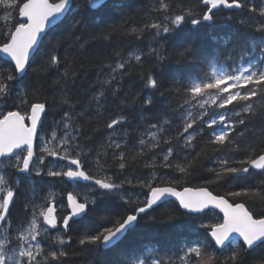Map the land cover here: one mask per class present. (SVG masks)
Instances as JSON below:
<instances>
[{"label":"snow or ice","instance_id":"snow-or-ice-1","mask_svg":"<svg viewBox=\"0 0 264 264\" xmlns=\"http://www.w3.org/2000/svg\"><path fill=\"white\" fill-rule=\"evenodd\" d=\"M108 3L109 0H85L84 5L78 6V10L74 12L72 0H0V9L4 10V15L0 16V20L4 21L3 26L0 27V60L8 65L6 68L0 67V103L8 106L9 98L15 95L13 100L15 110L0 111V235H2L0 264H48L49 259L56 261L66 257L68 253L63 249L71 241V237H66L69 221L85 214L89 205H95L98 198L111 199L113 196H117L129 207L125 213L114 218H101L92 229L81 236L79 245L82 246V251L87 249L91 253L93 249L89 246H94L96 250L114 248L124 235L139 223L142 214L153 223H157L156 217L148 216L149 212L155 211V208L165 203L168 198L174 197L178 201L179 209L184 210L185 216L203 213L210 207L219 209L223 213L222 222L201 225L210 228L208 235L211 241L206 243L197 241L194 245L188 246L186 251H183V255L179 256L180 264H264V181L259 186L239 187L226 191L224 195H214L206 186L183 187L182 190H177L180 179L166 175L159 176L156 171L157 168L174 169L182 178L191 176L190 170L196 165L204 149L197 151L190 159L189 157L191 152L196 150L198 136L204 133V127L201 125L205 124L203 118L208 115V107L215 105L216 108L226 111L206 122L207 128H213L215 125L220 127L212 131L210 138L205 142V147L211 148L212 151L227 149L230 155L219 159L218 167L209 169L214 175L212 179L205 180L204 184L227 182L228 178L238 179L241 175H255L252 170L264 173V148L257 151L256 144L247 140L245 132H236L238 125H246L245 119L240 118L243 113L255 114L253 98L259 96L260 101L264 102V39L258 46L260 58L253 55L246 65L241 63L239 66H233L231 71L213 65L211 74L204 72L202 76L189 75L186 80H174L176 92L183 99V103L178 106L182 127L175 137L167 136L162 139V134L165 133L170 121L148 123L140 134L136 150L131 154L123 150L127 145V141L123 138L128 137L129 132L123 131L120 134L122 139H117V126L129 123L127 116L124 115V108L135 105L140 97L139 94L131 97L130 100L126 97L127 102L122 101L120 112L105 122V128L111 131L107 140L95 149L98 165V172L95 174L86 171L82 164L81 158L88 153H85L84 145L80 143L83 133L79 120L85 117L89 120L99 119L108 111L105 105L109 94L115 97L120 91L119 88H113V83L118 74H126L128 61L121 58L114 65L112 63L104 65L108 69L107 78L97 81L100 88L92 94L89 101L90 105H95V108L91 115L86 116L88 110L78 113L75 111L77 102L71 98L68 82L72 81L74 84L76 70L73 61L66 56L64 71L60 74L63 83L60 79L54 81L60 85V91L54 95L53 100L57 108L62 111V115L58 121H54L51 135L40 137L38 125H42L43 117L48 114L47 98L40 99L42 91L40 81L46 78L49 69L53 67L59 69L61 65L59 52L63 49L64 35L53 34L49 37L47 50L40 54L39 61L35 62L33 67L34 55L39 52L49 32L58 24L64 23L62 17L68 19L65 30L67 36L72 37L74 45H78L79 48H84L89 42L84 40L85 33L92 40L109 39L116 28L111 25L100 28L98 24L90 23L88 18L90 10L99 11L101 8H107ZM202 3L207 7V11L201 14L191 7L174 11L171 0H156L151 11L157 13L158 17L162 16L163 19L154 20L139 28L126 29L124 34L136 35L140 38L143 33L152 30V40L156 47H152L150 53L158 62L165 61L166 57L161 53L165 45L173 39L171 35L173 32L179 36L182 33L206 31L214 21L213 9L220 6L240 9L247 5V0H202ZM120 8L121 5L113 0L110 11L115 12ZM249 10L257 11L254 6H249ZM69 13H72L70 17H68ZM259 15L264 17V8L259 9ZM120 18L124 20L123 15ZM100 23L104 21L101 20ZM256 30L264 33V22L259 23ZM78 32L81 33L80 36H77ZM82 40L84 42H81ZM223 43L224 52L219 54L224 55L226 60H232L235 65L234 46L229 40ZM179 47L182 51L178 53V57L182 64L191 61L193 65L203 69L204 62L211 55L210 52L201 49L195 35L182 41ZM256 50L257 47L254 46L252 51ZM115 55L120 57L121 54L117 51ZM134 59L142 65L141 55H135ZM29 68L32 69L35 80L29 76ZM142 79L145 80V88L158 92L160 97L168 91L163 89V84L154 71H149L146 75L142 74ZM29 90L34 98L32 102L29 100ZM234 102L246 103L239 111L229 114L227 106L233 105ZM145 105L148 107H144ZM156 106L151 94L140 100V120H145L144 112H149ZM260 106L264 107V103ZM197 108L200 111H195ZM139 127L141 125L138 124L137 128ZM58 131H62L63 134L58 136ZM257 135L260 142L264 143V128L258 133H253L254 138ZM240 138L244 139L243 143L240 142ZM34 139L42 141L40 151L43 155L38 157V164L34 163ZM173 139L177 141L176 146L185 152L183 162L170 159L174 156V148L168 147L167 151L163 152L162 159L161 154L157 153L151 160L145 161L144 167L152 171L147 176L137 178L135 182L132 179H125L116 183L113 176L104 172L105 163L102 162V158L108 156L109 150L112 151L113 160L119 161L118 168L124 170L130 159L143 158L148 152L158 149L161 143L170 145ZM237 152H243L245 155L243 159L234 161L232 155ZM46 157H52L53 161L45 171L42 166L45 165ZM58 161L67 163L56 167ZM6 169H14L17 173H34L37 177L66 178L73 185H77L80 181H91L93 186H86L83 202L78 199L82 193L75 187L68 191L67 203L71 211L60 219L56 214L55 194L52 192L44 198V203L37 204L33 200L26 204V208L31 207V219L27 226L17 230L14 239L18 242V252L9 255L8 245L11 241L8 233L11 231V222L8 216L20 181L17 179L13 185ZM125 184L146 189V193L137 194L134 199L131 193L123 192ZM226 197L232 198V202ZM238 198H244L245 201L252 200L254 203L258 200L262 207L257 211L254 207L246 206V202H236ZM177 211L171 209L162 214L163 219L158 223L173 224L178 219ZM41 218L43 224L47 226L43 229L38 226ZM6 224L8 227L5 226ZM59 224H62L64 233L57 232L55 236L50 237V240L59 245L60 250L46 253L38 237L56 229ZM211 242H214L216 249L221 253L229 249L228 254L221 258L216 255L215 250L206 253L205 249L212 246ZM256 249H261V253L253 256ZM149 255L150 253L142 252L140 256H133L131 264H149ZM150 264H165V261L152 258Z\"/></svg>","mask_w":264,"mask_h":264},{"label":"trees","instance_id":"trees-1","mask_svg":"<svg viewBox=\"0 0 264 264\" xmlns=\"http://www.w3.org/2000/svg\"><path fill=\"white\" fill-rule=\"evenodd\" d=\"M84 2L85 0H73V11H77L78 6H83ZM115 2L121 5V8L115 12L110 11L113 7V0H109L107 8H101L99 11L90 10L88 13L90 23L98 24L100 28L109 25L116 28V31L111 34L109 39L104 40L100 38L92 40L85 33L84 40H88L89 42L85 44L84 48H79L78 45H74L73 38L67 36L65 30L68 19L64 18V23L58 24L44 38L39 52L33 58L34 67L35 62H38L40 59V54L47 50L49 37L53 34L57 36L64 35L65 40L62 41L63 49L59 52L61 57L59 69L55 67L49 69L46 78L40 81V86L42 87L40 99L44 100L47 98L48 100V114L43 117L39 131L40 137H44L46 134L50 136L54 127V121H58L62 115V111L57 108L53 100L54 95L60 91V85L54 83V81L60 79L61 83H63L60 74L64 71V59L66 56L69 60L73 61V67L76 70L75 77L73 78L74 84L72 81L68 82V87L72 94L71 98L77 102L75 111L78 113L88 110L86 116L91 115V112L95 108V105H90L89 101L92 94L100 88V84L97 81L107 78L108 69L104 65L107 63L114 65L121 58L128 61L126 74H118L116 81L113 83V88H119L120 91L115 97L109 94L107 104L105 105L108 111L99 119L93 118L89 120L85 117L79 120V123L82 125L81 132L83 133L80 143L84 145L85 153H88L81 158L82 164L84 169L92 174L98 172L95 149L107 140L108 133L111 131L105 128V122L120 112L123 106L122 101L127 102L125 100L126 97L128 100L137 94L140 97L135 105L124 108V115L127 116L129 123L117 126V139H122L120 134L123 131L127 130L129 132V136L123 138L127 141V145L123 150L131 154V152L136 150L140 134L148 123H163L164 120L170 121L165 133L162 134V139L167 136L175 137L177 131L182 127L178 106L183 103V99L176 92L173 84L174 80L183 81L189 75L202 76L204 72L211 74L213 65L225 71H231L233 66L241 63L246 64L253 55L260 58L258 46L261 40L264 39V33L256 30L258 24L264 22V17L259 15V9L264 8V0H247V5L240 9L222 7L214 10V21L211 22L212 26L206 31L182 33L179 36L173 32L171 34L173 39L165 45L164 51L161 53L166 57V60L158 62L150 53V49L156 47L152 40V30L143 33L140 38H137L136 35L124 34L126 29L139 28L146 23L163 19L162 16L158 17L157 13L151 11L156 0H115ZM171 3L174 11L187 7L194 8L196 12L201 14L207 11V7L202 3V0H171ZM249 6H254L257 11H250ZM3 15L4 10L0 9V16ZM71 15L72 13H69L68 17ZM121 15H123L124 20H121ZM17 19H19L18 15ZM101 20L104 23H100ZM3 24L4 21L0 20V27ZM186 27H190V25H186ZM80 35L81 33L78 32L77 36ZM193 35L196 36L201 49L211 53L204 62L203 69L200 66L193 65L191 61L184 64L179 62L178 53L182 51L179 45L182 41L190 39ZM225 40L231 41L234 46L235 65H233L232 60H226L224 55L219 54L224 52L223 42ZM81 42L84 41L82 40ZM254 46L257 47L255 52L252 51ZM117 51L121 54L120 57L115 55ZM135 55H141L142 65L135 61ZM7 66V63L0 60V67L6 68ZM177 69H180V71H177ZM28 71L29 76L35 80L32 69L29 68ZM149 71H154L162 82L163 89L168 90L163 97H160L158 92L145 88V80L142 79V74L146 75ZM29 92V100L32 102L34 98L31 95V90ZM149 94L154 97L157 106L149 112H144L145 120L141 121L139 118L141 114L140 100L147 98ZM13 100H15V95L9 98L7 102L8 106L0 103V111L15 110ZM253 102L255 114L243 113L240 118L245 119L246 125H238L236 132H245L247 140L256 144L257 151H259L261 148H264V143L260 142L258 135L254 138L253 133H258L261 128H264V107L260 106L264 102L260 101L259 96L254 97ZM244 103L246 102H234L233 105L227 106V111H229V114L239 111ZM144 107L148 106L145 105ZM174 109L177 111L174 112ZM195 111L198 112L200 109L197 108ZM225 111L226 109L216 108L215 105L208 107V115L203 118L205 124L201 125L204 127V133L198 136L196 150L191 152L189 159L195 156L197 151L201 149H204V151L201 153L196 165L190 170L192 173L190 177L186 179L182 178L174 169L164 168H157V174L159 176L166 175L180 179L181 182L177 185V190H182L183 187L195 188L206 186L214 195H224L226 191L238 189L239 187L261 185V182L264 181V173H257L254 170L252 172L256 173L255 175H241L238 179L228 178L227 182L219 181L215 184H204L205 180L212 179L214 175L209 169L218 167L217 161L224 158L225 155H230L227 149L224 151H212L211 148L205 147V142L210 138L212 131L214 129L218 130L220 127V125H215L213 128H207L206 122ZM233 119H236V117H233ZM138 124L141 127L137 128ZM62 134V131H58V136ZM240 142L243 143L244 139L240 138ZM41 143L40 139H37L34 143V163L36 164L39 162L38 157L43 155L40 151ZM176 145L177 141L175 139H173L170 145L161 143L158 149L148 152L143 158L130 159L124 170L118 168L119 161L113 160L112 151L109 150L108 156L102 158V162L105 163L104 172L107 175L113 176L116 183H120L121 180L125 179H132L135 182L137 178L147 176L152 171V169L144 167L145 161L151 160L157 153L161 154L160 158L162 159V154L167 151L168 147L174 148V156L170 159L183 162L185 152ZM244 155L245 153L243 152H237L232 155V159L239 161L244 158ZM52 161V157L45 158V165L42 166L45 168V171ZM66 163V161H58L56 167H60V165ZM157 164H159V160H157ZM5 171L10 176V182L13 185H15L17 179L20 181L8 216V220L11 222V231L8 233L9 238H15L17 230L27 226V223L31 219L32 210L31 207L26 208L25 205L31 201L34 200L37 204L44 203V198L48 193H54L55 203L58 207L57 217L60 219L67 215L64 201L68 191L73 190L75 187L82 193L78 198L83 199V192L86 186H82L81 184L73 185L65 178L37 177L34 173H17L14 169H6ZM97 178L100 177L97 176ZM123 192L131 193L135 199L137 194L146 193V189L125 184ZM141 198H143V195H141ZM226 198L232 202V198ZM236 202H246V206L250 208L254 207L257 211L262 207L258 200L254 203L252 200L245 201L244 198H238ZM128 207L117 196H113L111 199L98 198L95 205H89L83 217L69 222L70 226L66 237H71V241L63 249L68 255L56 261L49 259L48 264H61V262L62 264H131L133 256H140L142 252L150 253L148 256L149 264L152 258L162 259L165 261V264H180L179 256L183 255V251H186L188 246L194 245L197 241L201 243L210 242L208 236L210 228L201 227V225H212L221 222V216L215 210L207 211L201 215L185 216L177 204L173 201H168L155 208V211L149 212L148 216L156 217L157 223H153L152 220L142 214L139 223L128 231L114 248L96 250L94 246H89V248L93 249L91 253L87 249L81 250L82 246L79 245V238L81 236L92 229L101 218H114L119 214L125 213ZM171 209L178 210L176 213L178 219L173 224L160 225L158 222L163 219L162 214L167 213ZM41 219L38 222V226L43 229L45 227ZM5 226L8 227L7 224ZM57 232L64 233L61 224L56 229L50 230L46 235L42 234L38 237L46 253L48 251L60 250L59 245L54 244L50 240V237L55 236ZM214 250L216 251V255L222 258L223 255L228 254L229 249H225L221 253L212 244L211 247L205 249V252L209 253ZM260 253L261 249H256L253 252V256H257Z\"/></svg>","mask_w":264,"mask_h":264},{"label":"water","instance_id":"water-1","mask_svg":"<svg viewBox=\"0 0 264 264\" xmlns=\"http://www.w3.org/2000/svg\"><path fill=\"white\" fill-rule=\"evenodd\" d=\"M220 7H222V6H220ZM61 19L63 20L64 17H62ZM40 126H41V125H38V129L40 128ZM34 140H35V139H34ZM255 171H257V170H255ZM80 182H82V183L92 184L91 181H80ZM168 201H174V202L178 205V201H176L174 197H170V198H168V200H167L166 202H168ZM67 204H68V203H67ZM178 206H179V205H178ZM210 209H215V208H211V207H210L209 209H206L205 211L210 210ZM68 210H69V213H70L71 209L68 208ZM216 210L221 214V216H222V221H223V213H222L219 209H216ZM182 211L184 212L183 209H182ZM205 211H204V212H205ZM199 214H202V213L193 214V215H199ZM83 215H84V214H82V215L79 216V217H74L73 219H79V218H81ZM209 238H210V240H211V237H210V236H209ZM213 244H214V242H213Z\"/></svg>","mask_w":264,"mask_h":264},{"label":"rangeland","instance_id":"rangeland-1","mask_svg":"<svg viewBox=\"0 0 264 264\" xmlns=\"http://www.w3.org/2000/svg\"><path fill=\"white\" fill-rule=\"evenodd\" d=\"M239 65H240V64H239ZM239 65H238V66H239ZM245 65H246V64H245ZM0 238H2V237H0ZM11 245H12L13 252H18V251H17V248H16V246H17L16 243L14 242V243H12ZM13 252H12V253H13ZM8 254H9V253H8ZM9 255H10V254H9Z\"/></svg>","mask_w":264,"mask_h":264},{"label":"bare ground","instance_id":"bare-ground-1","mask_svg":"<svg viewBox=\"0 0 264 264\" xmlns=\"http://www.w3.org/2000/svg\"><path fill=\"white\" fill-rule=\"evenodd\" d=\"M72 3H73V0H72Z\"/></svg>","mask_w":264,"mask_h":264}]
</instances>
